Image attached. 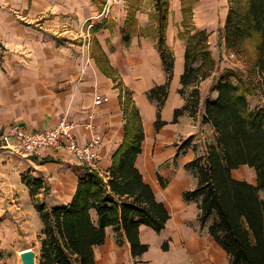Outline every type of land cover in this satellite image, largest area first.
<instances>
[{
	"label": "crops",
	"instance_id": "obj_1",
	"mask_svg": "<svg viewBox=\"0 0 264 264\" xmlns=\"http://www.w3.org/2000/svg\"><path fill=\"white\" fill-rule=\"evenodd\" d=\"M104 4L105 0H0L1 237L15 238V229L23 221L30 223L29 218L33 222L29 226L31 233L38 236L42 228L35 200L23 182V175L42 176L49 185L47 195L37 194L40 201L67 204L78 185L75 165L81 164L64 148L25 154L15 128L35 132L66 120L75 125L80 143L99 137L98 171L104 176L109 174L112 155L124 140L128 93L139 108L145 127L146 137L137 160L142 173V158L149 156L153 146V125L159 126L157 148L159 142L167 148L177 131L180 116L175 120V110L185 105L179 92L187 46L185 37L178 36L184 31L183 15L175 22L169 20L166 30V44L175 57L169 78L159 51L157 22L151 18L153 7L136 11V31L127 44L122 27L129 13L128 2L113 4L107 17L94 21L90 48L82 49V33L88 28L89 19L101 13ZM97 94L109 96V101L95 105ZM91 112L95 117L90 130L84 123L89 121ZM167 130L172 131L168 136L164 135ZM161 156L157 153V158ZM178 178H168L161 196L154 190L170 214L165 228L158 233L145 224L140 227L141 241L149 247L165 242V253L154 264H230L228 254L209 234L208 228L200 226L198 203L191 201L187 207L182 202L185 182ZM195 206L198 211L193 215ZM93 216L97 218L95 212ZM195 218L196 229L186 226L188 220ZM110 228L130 250L127 239L114 227L106 228V237Z\"/></svg>",
	"mask_w": 264,
	"mask_h": 264
},
{
	"label": "trees",
	"instance_id": "obj_2",
	"mask_svg": "<svg viewBox=\"0 0 264 264\" xmlns=\"http://www.w3.org/2000/svg\"><path fill=\"white\" fill-rule=\"evenodd\" d=\"M194 1L181 0L184 31L179 36L189 40L180 93L216 73L201 116V123L212 128L214 141L206 146L204 155L185 164L197 184L183 192V199L198 203L200 226L208 228L230 264H264V0H229L225 24L218 31V48L235 55L243 67L224 70L212 55L207 32L192 23ZM127 2L129 13L122 36L128 44L136 31L135 13L142 0ZM150 2L162 62L171 78L175 57L166 45L170 2ZM128 94L125 136L112 155L109 174L101 175L87 164L75 165L78 185L71 202L51 205L46 199L35 201L42 220L37 264H98L95 248L105 242L107 227L124 236L131 255L138 258L149 249L141 241V225L158 233L165 228L169 211L137 166L146 134L139 108ZM253 95L261 97L263 104L251 106L249 96ZM183 109L175 110V120ZM242 165L255 170L256 183L233 176V170ZM158 179L164 187L165 179L161 175ZM23 182L34 198L50 192L42 176L28 173Z\"/></svg>",
	"mask_w": 264,
	"mask_h": 264
},
{
	"label": "rangeland",
	"instance_id": "obj_3",
	"mask_svg": "<svg viewBox=\"0 0 264 264\" xmlns=\"http://www.w3.org/2000/svg\"><path fill=\"white\" fill-rule=\"evenodd\" d=\"M125 1L126 0H122L120 3ZM169 2V20L175 22L176 20H179L181 14L183 15L182 2L181 0H169ZM141 6V9H145L147 11L152 9L150 0H142ZM228 10L229 0H195L193 2L192 23H194L195 27L198 29L205 30L207 32L209 47L211 52H213L216 57L215 59L220 67V70H224L225 68L239 69L243 67L242 61L237 59L235 55L229 54L226 52V49L224 52V48H222V50H219L218 48V31L225 24V16L228 13ZM22 19L26 20L27 18L22 17ZM193 33H195V31H193ZM179 38L182 39L181 36H179ZM188 40V37L185 36V41L188 42ZM167 47L173 53V50L168 45ZM219 59L221 60L219 61ZM200 61L201 60H199L195 65L197 66ZM211 80V77H207L206 79L200 80L196 85L184 88V92L181 96L185 99V105L181 108L183 109L185 106H187V108L183 109V112L178 115L180 118L178 124L176 125L177 131H175L172 136V140L166 145L169 149L162 146V144H160L161 142H159L158 148L156 147L159 130L156 124L153 125V133L155 136L153 146L148 154L149 156L146 159L145 157L142 158L140 166L145 179L152 184L158 197L162 195L161 192L164 190V187L160 184L158 175H161L165 181H167L168 178L171 179L173 177H179V181L183 183L185 182L183 192L196 187L197 178L191 171L185 168L184 163L194 157L204 155L206 146L214 141V133L211 127L201 123L203 101L208 95ZM249 101L251 106L263 104L262 98L258 95L249 96ZM171 132L172 131L167 130L164 135L166 134V136H168ZM169 151L170 154H168ZM157 153L162 154L163 156L161 157L166 156L162 159L161 157L157 158ZM233 176L240 180H247L249 182L256 183L255 170L247 165H242L233 170ZM33 199L35 201L40 200L39 197H33ZM181 200L184 204H187V207L192 204L186 202L183 197ZM197 211V207L195 206L193 208V215H195ZM28 221H30V223L26 224L23 221L21 222V225H18L17 229H15L17 232L15 238L9 239V237L0 236V264H23L20 258V253L23 249L29 247L36 251L40 249L38 236H35V234L30 232L31 228L29 226L33 224L32 219L29 218ZM186 226L196 229L198 227L196 218L188 220ZM164 243L165 242H163L162 245L160 244L157 246L150 245L147 253L142 254L138 258H134L131 256L129 248L123 245V241L118 236L117 232L110 228L105 242L95 248L97 263L154 264V261L159 260L161 255L165 253L166 248Z\"/></svg>",
	"mask_w": 264,
	"mask_h": 264
},
{
	"label": "built area",
	"instance_id": "obj_4",
	"mask_svg": "<svg viewBox=\"0 0 264 264\" xmlns=\"http://www.w3.org/2000/svg\"><path fill=\"white\" fill-rule=\"evenodd\" d=\"M122 0H106L103 10L100 14L89 19L88 29L82 33L83 50H88L91 44L90 28L94 21H101L108 16L113 4H118ZM84 72V68L82 69ZM109 101V96L97 94L95 96V105L99 106ZM95 114L89 113L87 123H84L86 129H93ZM15 134L19 140V146L25 154L32 155L49 148H64L70 152L81 164H87L91 169L98 170L100 167V156L96 150L100 144L99 137H91L86 143H80L75 132V125L66 120L52 128L43 129L35 132H29L22 127L15 128Z\"/></svg>",
	"mask_w": 264,
	"mask_h": 264
},
{
	"label": "water",
	"instance_id": "obj_5",
	"mask_svg": "<svg viewBox=\"0 0 264 264\" xmlns=\"http://www.w3.org/2000/svg\"><path fill=\"white\" fill-rule=\"evenodd\" d=\"M20 258L23 264H37V251L27 248L21 251Z\"/></svg>",
	"mask_w": 264,
	"mask_h": 264
}]
</instances>
